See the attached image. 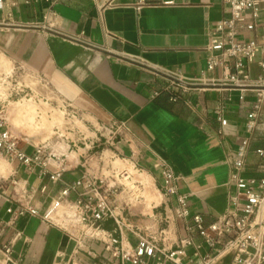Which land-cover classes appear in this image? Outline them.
<instances>
[{
	"label": "crops",
	"instance_id": "1",
	"mask_svg": "<svg viewBox=\"0 0 264 264\" xmlns=\"http://www.w3.org/2000/svg\"><path fill=\"white\" fill-rule=\"evenodd\" d=\"M228 15L223 0H4L0 55L11 64H22L64 106L74 107L84 133L76 144L71 142L75 133L68 131L72 126H65L61 135L43 138L15 126L9 111L25 151L44 143L65 152L69 161L62 179L52 180L40 175L37 167L27 170L15 160L0 158V240L12 241L13 256L22 264H133L111 257L104 243L74 233L70 225L61 226V215L54 217L60 225L29 213L7 222L21 203L43 212L68 183L86 170L96 173L100 151L109 161L120 160L146 173L159 196L158 201L149 200L145 212L144 199L132 201L123 243H137L136 229L156 235L163 229L164 245L174 247L184 227L175 216L177 194H186L190 213H201L206 222L231 207L230 153L245 135V109L239 108V89L198 82L206 68L210 30ZM242 15L238 37L264 42V0L257 16L249 9ZM260 57L250 63L251 79L260 73L264 77ZM208 75L220 76L221 70ZM245 95L248 104L253 94ZM216 108L226 118L225 125L217 119ZM92 136L100 138L93 146ZM257 147H264V108L241 176L264 175V157L256 153ZM160 162L178 175L172 195L162 189ZM75 196L71 192L67 199ZM128 198L122 192L116 203ZM100 226L115 230L111 218L100 221ZM17 231L20 234L14 238ZM203 251L188 247L184 261L196 264ZM144 259L157 264L153 258ZM214 264L235 263L225 253Z\"/></svg>",
	"mask_w": 264,
	"mask_h": 264
},
{
	"label": "built area",
	"instance_id": "2",
	"mask_svg": "<svg viewBox=\"0 0 264 264\" xmlns=\"http://www.w3.org/2000/svg\"><path fill=\"white\" fill-rule=\"evenodd\" d=\"M228 5L229 15L219 19L209 33V41L206 45V68L201 71L198 82L210 86H228L239 89V108L245 109L244 130L238 146L230 153V182L233 192L229 194L230 208L221 214L215 215L208 222L199 213H190L186 194H177V206L175 216L184 223L183 232L177 237L174 247H167L163 240L164 230L159 229L158 235L145 233L136 229L137 243L133 246L123 243V227L130 228L126 216L131 212L132 201L144 199V193L148 184L126 166L120 167L116 162L103 157L100 151V167L96 173L86 170L85 173L68 183L53 199L43 212L36 210L30 203H21L9 217V223H13L19 216L26 213L39 215L43 220L53 224L54 217H63L61 226L73 227V232L87 235L89 239H95L104 243L106 251L111 257H120L133 264H148L144 257L153 258L157 264L168 261L171 264H188L184 261L188 247L192 246L198 254L196 264H214L223 254L230 253L235 264H262L264 262V175L241 176L246 165L249 153V145L252 134L256 128L259 116L264 108V77L260 73L255 79L250 76V63L260 55L258 65L264 71V42L259 43L254 39L243 40L238 37L239 28L243 25V11L249 9L253 16H257L260 0H223ZM4 0H0L2 10ZM37 25L29 23L28 25ZM45 27V25H41ZM247 23V28H252ZM48 27L49 24H48ZM221 70L220 76L208 75L215 69ZM19 70L25 71L22 64H12L8 73L0 72V158L15 160L27 170L38 168L40 175H48L52 180L62 179L63 173L69 167V161L65 152L59 151L44 143L33 144L31 152L25 151L19 144L20 136L12 128L10 122V107L12 103L19 102L23 98L34 97L31 88L25 90L17 85L14 79ZM11 84V85H9ZM250 91L253 99L246 104L245 93ZM65 114L73 118L77 110L65 105ZM217 119L221 125L227 120L222 116L220 108H216ZM39 114H37V117ZM74 126V127H73ZM68 128L74 132V144L83 131L76 125ZM54 132L61 135L57 126ZM79 136V137H78ZM91 146L100 142V138L92 136ZM256 153L264 157V147H257ZM162 189L172 195L176 192L174 183L178 175L166 162L158 164ZM0 178H2L0 176ZM82 186L81 191L77 187ZM71 192H76L74 199H67ZM128 195L127 202L122 200L116 203L120 193ZM68 206L67 217L62 214L61 207ZM66 214V213H65ZM111 218L115 224V230L120 234L115 235V230L110 231L100 226V221ZM20 233L17 231L16 238ZM199 238V241L196 240ZM0 264H22L13 256L12 241L0 240Z\"/></svg>",
	"mask_w": 264,
	"mask_h": 264
},
{
	"label": "rangeland",
	"instance_id": "3",
	"mask_svg": "<svg viewBox=\"0 0 264 264\" xmlns=\"http://www.w3.org/2000/svg\"><path fill=\"white\" fill-rule=\"evenodd\" d=\"M11 69L12 64L0 55V72L8 73L11 71ZM14 79L16 80V82L13 83L20 85V88H24L25 90L31 88L32 92H34L35 94L34 97L30 99L23 98V100L11 104L10 111L13 113L12 122L15 126L25 127L27 129V132L42 134L43 138H45L47 136L57 135V132H54V126L59 127L60 131L62 132L64 131L65 126L81 125V123L76 117L70 119L65 114L66 112L63 103L60 99H58L51 93L48 85L45 84L44 81H42V84H44L42 86L39 84L37 79L30 76L27 71L22 70H19L15 73ZM57 110L61 111V115L60 113L54 114V112H57ZM20 112L24 114V120ZM37 114H39L38 117ZM116 163L120 167L126 166L130 171H132L136 175L138 174L131 165H126L120 160H117ZM140 177L148 184V188L144 193V201L141 202V209L145 212L150 209L151 201H158L159 196L153 190L149 177L146 175V173L142 172L140 174ZM151 198L152 200L149 203V200ZM67 209L68 206H62V214L67 216Z\"/></svg>",
	"mask_w": 264,
	"mask_h": 264
},
{
	"label": "bare ground",
	"instance_id": "4",
	"mask_svg": "<svg viewBox=\"0 0 264 264\" xmlns=\"http://www.w3.org/2000/svg\"><path fill=\"white\" fill-rule=\"evenodd\" d=\"M58 112H59V111H58ZM55 113H56V112H55ZM55 113H54V114H55ZM60 115H61V114H60ZM60 115H59V116H60ZM59 116H58V117H59ZM52 118H53V117H52ZM51 120H52V119H51ZM53 121H54V120H53ZM58 121H59V120H58ZM58 121H57V122H58Z\"/></svg>",
	"mask_w": 264,
	"mask_h": 264
}]
</instances>
